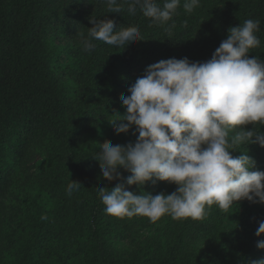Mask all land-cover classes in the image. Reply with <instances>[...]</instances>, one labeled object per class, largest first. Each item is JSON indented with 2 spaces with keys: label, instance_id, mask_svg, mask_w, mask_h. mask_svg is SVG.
Returning a JSON list of instances; mask_svg holds the SVG:
<instances>
[{
  "label": "trees",
  "instance_id": "trees-1",
  "mask_svg": "<svg viewBox=\"0 0 264 264\" xmlns=\"http://www.w3.org/2000/svg\"><path fill=\"white\" fill-rule=\"evenodd\" d=\"M162 6L163 0H157ZM181 0L172 20L153 23L118 0H0V264H251L264 258L255 235L264 205L247 200L228 210L206 208L201 220L156 222L118 218L105 211L98 189L122 181L103 179L100 144L135 143L132 131L112 124L126 110L120 99L147 66L169 58L211 59L230 27L260 21V46L249 56L264 61V0H200L186 12ZM115 7V5L113 6ZM91 19H112L115 29L137 27L140 40L125 46L83 34ZM174 22L175 27L171 28ZM252 130L253 125L244 126ZM264 133V126L257 124ZM232 133H230V136ZM247 148V149H246ZM264 172V148L240 146ZM126 178L130 173L120 170ZM71 181L82 186L67 191ZM143 193L171 194L174 184L154 181Z\"/></svg>",
  "mask_w": 264,
  "mask_h": 264
},
{
  "label": "clouds",
  "instance_id": "clouds-1",
  "mask_svg": "<svg viewBox=\"0 0 264 264\" xmlns=\"http://www.w3.org/2000/svg\"><path fill=\"white\" fill-rule=\"evenodd\" d=\"M110 13H119L118 0H104ZM128 12L137 8L153 23L172 20L181 0H126ZM115 5V7H113ZM200 0H184L183 8L192 12ZM87 37L80 34L85 51L95 48L93 40L112 46H125L140 40L137 27L115 29L112 19H91ZM175 27L174 22L170 26ZM260 21L248 19L228 29L227 38L205 62L187 57L160 60L146 67L143 74L120 99L126 112L117 114L112 124L117 135L136 137L135 143L100 144L96 160L103 179L122 181L114 188L98 189L108 215L123 218L144 216L151 222L168 215L174 220H201L206 208L216 205L228 210L247 200L264 205V172L255 170L247 150L232 152L240 146L257 144L264 148V61L249 56L260 46L256 33ZM253 125L252 130L244 126ZM230 133L232 135L230 136ZM247 149V148H246ZM121 169L130 173L126 178ZM161 181L177 186L171 194L139 195L128 187H143ZM82 186L71 181L67 191ZM255 235L264 236V221ZM257 248L264 250V240ZM264 264V258L251 261Z\"/></svg>",
  "mask_w": 264,
  "mask_h": 264
}]
</instances>
